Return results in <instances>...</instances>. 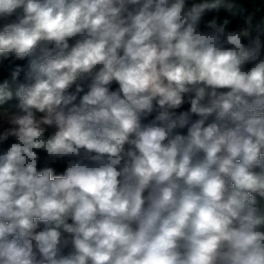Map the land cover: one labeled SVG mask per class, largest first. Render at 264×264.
Returning <instances> with one entry per match:
<instances>
[{
    "label": "clouds",
    "instance_id": "clouds-1",
    "mask_svg": "<svg viewBox=\"0 0 264 264\" xmlns=\"http://www.w3.org/2000/svg\"><path fill=\"white\" fill-rule=\"evenodd\" d=\"M261 10L0 0V264H264Z\"/></svg>",
    "mask_w": 264,
    "mask_h": 264
},
{
    "label": "trees",
    "instance_id": "trees-1",
    "mask_svg": "<svg viewBox=\"0 0 264 264\" xmlns=\"http://www.w3.org/2000/svg\"><path fill=\"white\" fill-rule=\"evenodd\" d=\"M238 3L244 5L249 11L252 10L253 6L260 7L262 10L257 13V19H259L260 16H264V0H237ZM216 13L214 12H209L207 14V17H211ZM221 18L227 16L228 14L226 13L225 10L221 9L218 13ZM241 23L239 19L233 20V24L231 25L232 27H235L236 24ZM261 39L264 40V35L261 36ZM27 60L24 61H4L0 63V81H2L4 78H10L11 71L14 70V68L19 65L21 68L25 69L27 68ZM116 85H113V88H115ZM185 109L188 107L186 104ZM62 171V169H60Z\"/></svg>",
    "mask_w": 264,
    "mask_h": 264
},
{
    "label": "rangeland",
    "instance_id": "rangeland-1",
    "mask_svg": "<svg viewBox=\"0 0 264 264\" xmlns=\"http://www.w3.org/2000/svg\"><path fill=\"white\" fill-rule=\"evenodd\" d=\"M5 127H9V125H6L3 122H0V131H3Z\"/></svg>",
    "mask_w": 264,
    "mask_h": 264
}]
</instances>
